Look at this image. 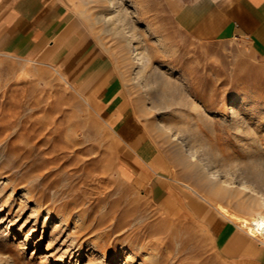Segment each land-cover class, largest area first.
I'll return each instance as SVG.
<instances>
[{
  "label": "rangeland",
  "instance_id": "obj_1",
  "mask_svg": "<svg viewBox=\"0 0 264 264\" xmlns=\"http://www.w3.org/2000/svg\"><path fill=\"white\" fill-rule=\"evenodd\" d=\"M66 1L101 47L100 56L113 62L121 98L114 110L107 109L98 100L78 95L62 70L0 55L1 260L9 264H73L77 245L84 247L89 241H98L97 253L106 249L107 254L100 260L95 258L98 256L91 258L92 263L112 264L116 259L117 264H125L124 258L116 254L117 248L132 251L136 245L143 251L136 253L135 264H226L212 236L197 220L179 212L168 219L150 202L147 187L151 176L118 177L117 164L138 157L110 132L105 122L110 120L108 114L123 110L124 117L113 121L117 126L132 123L136 127L137 132L134 127L126 130L133 140L136 135L141 138L136 141L137 148L140 145L138 153L147 150L151 158L160 154L161 162L170 164L178 174L177 182L195 187L196 182L175 160L171 143L164 141L163 133L155 127L181 121L178 108L171 106L173 88L176 100L186 95L214 119L211 126L199 124L200 131L208 144L221 151L224 160L236 166L264 159V57L244 40L203 43L181 31L174 15L189 0H124L135 33L143 40L142 50L149 60L147 72L157 68L174 82L170 89L154 86L145 97L133 83L134 64L125 42L95 22L106 3ZM243 96L250 109L247 131H254L258 140L248 151L250 158L219 121L228 115L229 109L224 108L227 102ZM151 105L157 106L149 111ZM166 105L168 108H163ZM180 109L185 115L196 116L185 106ZM243 200L246 197L219 198L232 214L250 220L252 214L240 204ZM35 202L48 208L53 216L59 211L85 216L86 225L91 226L70 246L66 237L73 233L72 225L54 230L53 233L58 231L56 235L50 226L54 218L47 221L44 230L41 218L34 227L30 214ZM70 251L74 252L70 255ZM83 257L77 264L87 263Z\"/></svg>",
  "mask_w": 264,
  "mask_h": 264
},
{
  "label": "crops",
  "instance_id": "obj_2",
  "mask_svg": "<svg viewBox=\"0 0 264 264\" xmlns=\"http://www.w3.org/2000/svg\"><path fill=\"white\" fill-rule=\"evenodd\" d=\"M174 16L175 25L193 39L203 43L244 40L264 57V0H189ZM101 53L66 0H0V55L56 67L78 95L114 110L121 98L120 79L113 62ZM119 111L108 114L110 120ZM169 186L171 181L161 174L152 175L147 187L150 202L173 203L177 212L197 220L226 264H264V244L210 207L187 215L179 203L189 199Z\"/></svg>",
  "mask_w": 264,
  "mask_h": 264
},
{
  "label": "bare ground",
  "instance_id": "obj_3",
  "mask_svg": "<svg viewBox=\"0 0 264 264\" xmlns=\"http://www.w3.org/2000/svg\"><path fill=\"white\" fill-rule=\"evenodd\" d=\"M101 1L106 3L105 9L103 13L94 18L95 22L101 23L104 28H109V31L111 32H109L110 34L125 42L124 44L126 45L130 53V60L134 64L135 72L133 83L139 86L142 91H144L145 97L149 95L151 88H153L154 86H156V89H158V87H163L164 85L168 86V88L169 85L173 87L172 85L174 84V82L171 80V77L170 79L166 78L165 75L161 74L157 70V68H151L150 71L147 72L146 69L149 68V60L144 53L145 51L142 50L143 40L140 35L135 33V28L131 23L133 18H131L132 15L129 13V9L126 8L124 0ZM175 83L177 84L178 82ZM176 84L175 86L177 87ZM172 89L173 88H171V106L174 105L178 108L179 119H181V121L179 123L171 122V125L156 124L155 127L163 133V140L171 143V148L174 150L175 160H177V162L180 161V164L182 165L181 169L187 171L188 176H190V178L194 180V182L192 181L193 183L196 182L195 187L190 186L189 184L184 182H177L176 177L178 176V174L175 172V170L172 169V167H169L170 164L168 166L167 164L161 162L160 154H157L158 156L151 158L149 156L150 152L147 150H141L140 152H143V154L138 153L137 149L140 145L137 148L136 141L140 142L141 138L139 139L138 135H136V140H133L130 136H128L129 132L128 130H126V127H129L130 129L134 127L136 129V127L132 123H126V125L117 126V121L106 120L105 123L110 129V132H114L116 137L121 140L130 150L135 151V155L138 157L130 159L131 162L118 163L116 168L118 177L120 176L125 177V179H132L136 175L139 177H149L154 174H161L167 180L171 181V186L176 187L181 194L189 199L190 202L188 203H184L182 201L179 203L180 206L185 207L186 213H189L190 210L199 213L205 207H211L220 217L228 219L234 224L238 223L240 226L238 227L241 230L245 229L246 233L249 236L260 241L261 244H264V159H254L251 163H247L245 165L240 164L236 166L224 160L221 151H219L217 148H214L215 146L213 147L211 146V144H208L209 140L208 142H206L200 131L201 126L199 124L205 125V123H208V125L211 126L210 123H213L214 119L203 113V110L200 111L199 107L195 104L196 102L190 100L186 95H183V98L179 97L178 100H176V91H173ZM163 91H161V94ZM178 92H180L179 89L177 90V93ZM180 94H182V91ZM162 96H164V94H162ZM156 106L151 105L149 111L153 110ZM182 106L187 107V109L194 112L196 116H193L191 114H183L184 112H182L180 109V107ZM163 108H168V106L166 105ZM224 108L229 109L228 115L224 114V116L219 120L220 123L231 131L232 138L237 142V144L240 143L239 147L241 149V152H243L250 158L251 156H249L248 151L250 147L254 143L256 144L258 140L256 141L257 138L254 131H247V117L250 113V109H248V104L244 96L229 100ZM124 115V111L121 110L117 117H119L118 119L121 120ZM258 150H262L261 146H258ZM137 181H139V179ZM221 197L229 199L236 197H246V200L241 201L240 204L244 206L248 211H250V213L252 214V218L250 220H246L232 214L227 207L219 202V198ZM174 201H178V197H175ZM174 207L175 206L173 205V203H166L157 206V209L161 211L162 215L165 214L169 219V217H171L172 215L177 214V211ZM30 215V217L34 220V227L37 226L40 218L43 219V222L41 223V227L43 230L47 221H50L54 218V223L50 225L53 229V231H51L52 233L54 232V230L61 231L62 228H68L69 224L72 225L73 227L71 229L73 233L70 232L66 237L70 240L68 241L69 243H71L69 244L70 246L75 245L74 243L76 241V237H79L83 233H86L91 226L90 225L88 227L85 223V216L80 217L78 216L79 214L71 215L64 211H59L56 212L55 216H53V212H51L46 207H42L39 202L34 203ZM7 227L8 225L5 226V229H7ZM31 230L32 228H30V230L28 231ZM56 234H58V231L56 233H53V235ZM93 236L94 238L98 239L95 234ZM26 237L28 238V235H26ZM90 242L91 241L86 243L84 247L82 245H77L78 247L76 246L77 258L74 260L73 264H77V260H79L78 258L81 256H84L86 258V264H101L100 262L95 263V260H93L94 262L92 263L91 258L94 259L95 256H98L95 258L97 260H100L106 256L107 250L105 249L97 253L96 250H99L100 248L98 247L99 242ZM67 247L70 248L69 246ZM86 248V252L83 253V249ZM125 248H117L116 254L124 258L125 264H135V255L137 252L143 251L141 250L142 247H138L135 245V247L132 248V251H126ZM91 249L95 250L91 251ZM72 252L74 251L69 252L70 255L72 254ZM65 253L66 252H64V254ZM59 255L60 256L58 258H60L62 254ZM117 263L118 260H112V264ZM0 264H9V262L6 260L2 261L0 257Z\"/></svg>",
  "mask_w": 264,
  "mask_h": 264
}]
</instances>
